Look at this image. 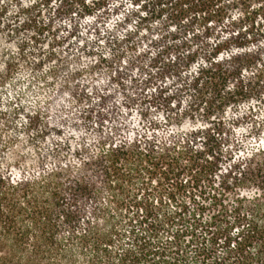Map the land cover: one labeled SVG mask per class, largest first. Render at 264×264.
Segmentation results:
<instances>
[{"label":"trees","instance_id":"1","mask_svg":"<svg viewBox=\"0 0 264 264\" xmlns=\"http://www.w3.org/2000/svg\"><path fill=\"white\" fill-rule=\"evenodd\" d=\"M23 1L0 2V118L42 174L0 169V264H264V0ZM64 144L76 165L44 169Z\"/></svg>","mask_w":264,"mask_h":264},{"label":"rangeland","instance_id":"2","mask_svg":"<svg viewBox=\"0 0 264 264\" xmlns=\"http://www.w3.org/2000/svg\"><path fill=\"white\" fill-rule=\"evenodd\" d=\"M17 0H0L1 3L8 6L9 11L11 12V9H13L16 5ZM23 1V0H22ZM24 2V1H23ZM7 35H3L0 38V51H3L6 47L15 50V40L17 37L22 35V32L12 33L7 30ZM20 34V35H19ZM4 61V58L2 61H0V67ZM24 66V63L20 62L19 69ZM18 69V70H19ZM22 73H25L24 75L30 74L29 71L22 67L18 76H20ZM31 75V74H30ZM21 85L18 87L20 88ZM25 95L23 96V101L25 107L34 110L37 109L35 107L37 103L39 102H45L48 100V89L46 87H40V88H30L29 86L26 87L24 90ZM35 92L36 96H32V93ZM28 95V97L26 96ZM22 101V100H21ZM69 98L60 97L56 99L55 102H52L50 105V102L43 106V114H45L46 118H48L50 123L60 122L63 119H66V127L65 132L62 133L60 136H58V139L65 142H70V145L76 142H80L77 135L74 133V136H69L68 133L70 128L69 121L71 118V111H70V103ZM3 101H0V109H8V106L2 104ZM16 100H13V103H15ZM16 104H13L11 106H14ZM50 106V107H49ZM49 107V108H48ZM48 108V110H46ZM75 108H73V111ZM11 111V110H9ZM2 116L0 118V169H4L5 167L11 168V175L12 177H19V175H36L39 174V176L42 174L38 173L39 169L36 170L37 166V159H36V150L30 143H25L24 139L26 137V134L23 133L20 129L21 121H23V115L21 116V113L11 114ZM10 121V123L8 122ZM93 132L87 131L86 138H87V144L89 143V148L91 151H94L96 149V144H94L93 141ZM70 147V146H69ZM67 147L65 144L61 146L60 149L56 151V153H53L54 155H50L47 157V159L44 161V169L47 167H50L53 165L55 161H59L61 159L65 161H69L72 164L76 165L78 153H72V150ZM127 236H124L123 242L126 243Z\"/></svg>","mask_w":264,"mask_h":264}]
</instances>
